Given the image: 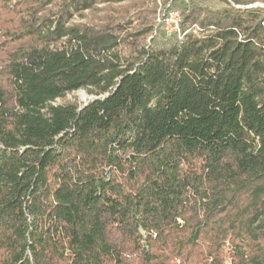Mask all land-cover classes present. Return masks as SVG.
<instances>
[{
	"label": "trees",
	"instance_id": "obj_1",
	"mask_svg": "<svg viewBox=\"0 0 264 264\" xmlns=\"http://www.w3.org/2000/svg\"><path fill=\"white\" fill-rule=\"evenodd\" d=\"M166 1L0 0V264H264V0Z\"/></svg>",
	"mask_w": 264,
	"mask_h": 264
},
{
	"label": "rangeland",
	"instance_id": "obj_2",
	"mask_svg": "<svg viewBox=\"0 0 264 264\" xmlns=\"http://www.w3.org/2000/svg\"><path fill=\"white\" fill-rule=\"evenodd\" d=\"M166 2H168L167 4H169L171 2V0L166 1ZM155 3H156L155 5L157 7V14H158L157 19H156V23L159 24L161 21L160 18H162L165 15V12L163 11V9L165 8L163 5L165 3V0H156ZM167 4H166V6H169ZM255 6H263V5L262 4H256ZM40 8L42 9L41 14H44L46 12V10L51 8V6L42 5ZM103 8H105L103 5L96 6L94 12H96V14L98 16H100L102 13H98L97 11H99ZM114 8H117V7H114ZM94 12L85 11L82 14L84 17H78L76 15L72 18L71 22H73V23H88V22H90V19L92 18ZM16 17L17 16H15V15H10V14L6 13L5 9L1 8V11H0V44L4 43V40H5V38L3 37L4 32L9 30V29H13V28H15V26L19 25L18 21H17L18 19ZM194 30L197 31L196 28H194ZM166 37H168L167 34H166ZM177 37L180 38V36H178V35H177ZM149 41H150V37H148L146 39L147 43ZM3 56H4L3 54H0V58H3ZM1 79L2 78L0 77V80ZM94 98L95 97L93 95L88 94L86 91L78 90L76 92H73V93L67 95L66 98L64 99V101L65 102L67 101L70 103H75L78 106H84L89 101L93 100ZM64 101H61V102H64Z\"/></svg>",
	"mask_w": 264,
	"mask_h": 264
},
{
	"label": "built area",
	"instance_id": "obj_3",
	"mask_svg": "<svg viewBox=\"0 0 264 264\" xmlns=\"http://www.w3.org/2000/svg\"><path fill=\"white\" fill-rule=\"evenodd\" d=\"M164 31L168 36L178 35L181 37L179 28L180 16L178 12H169L163 16Z\"/></svg>",
	"mask_w": 264,
	"mask_h": 264
}]
</instances>
